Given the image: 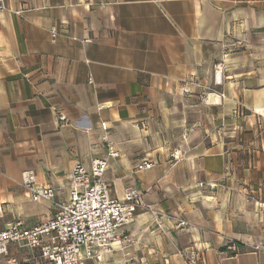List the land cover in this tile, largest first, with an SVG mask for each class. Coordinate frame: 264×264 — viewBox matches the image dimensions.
Returning a JSON list of instances; mask_svg holds the SVG:
<instances>
[{
  "label": "crops",
  "instance_id": "1",
  "mask_svg": "<svg viewBox=\"0 0 264 264\" xmlns=\"http://www.w3.org/2000/svg\"><path fill=\"white\" fill-rule=\"evenodd\" d=\"M5 4L0 231L55 215L51 201H32L23 172L62 203L76 163L107 159L112 198L134 187L154 211L193 229L138 210L126 240L80 264H188L180 251L194 244L198 264H264V251L252 249L264 248V0ZM236 41L243 45L229 52ZM108 145L117 158L108 159ZM173 150L183 159L171 167ZM144 161L153 167L137 172ZM230 243L244 252H227ZM9 254L29 257L16 245Z\"/></svg>",
  "mask_w": 264,
  "mask_h": 264
},
{
  "label": "built area",
  "instance_id": "2",
  "mask_svg": "<svg viewBox=\"0 0 264 264\" xmlns=\"http://www.w3.org/2000/svg\"><path fill=\"white\" fill-rule=\"evenodd\" d=\"M4 10L5 0H0V12ZM50 33L53 41L59 36L56 28H52ZM242 45V41H236L227 49L229 52L235 51ZM220 67V64L216 65L215 69L221 71ZM58 120L64 121L65 116L58 115ZM107 151L108 159H115L119 155L112 145L107 146ZM182 159V152L173 150L169 165L173 167ZM152 167L153 163L144 161L136 166V171L142 172ZM107 169V159H94L89 167L81 162L76 163L70 175L68 198L62 203L55 201L53 188L37 185L34 171L23 172L21 183L32 201H51L55 215L32 227L16 221L9 229L0 231V256L4 258L0 264H80L82 260L101 259L103 255L112 253L117 243L126 240L122 230L135 222L138 210L151 212L156 224L160 218H165L173 222L176 230L192 231L193 226L189 221L154 211L144 201L143 193L134 187L126 188L123 198H112L110 184L105 180ZM11 245L27 249L28 259L21 262L11 256ZM201 249L194 244L180 251V256L188 264H198ZM252 249L264 251V248L257 246ZM226 251L234 256L244 252L233 243L227 246Z\"/></svg>",
  "mask_w": 264,
  "mask_h": 264
}]
</instances>
